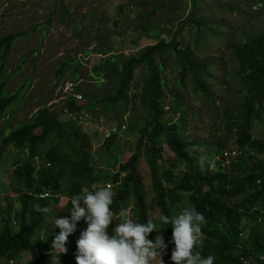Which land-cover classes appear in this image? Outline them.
I'll use <instances>...</instances> for the list:
<instances>
[{
  "label": "trees",
  "instance_id": "obj_1",
  "mask_svg": "<svg viewBox=\"0 0 264 264\" xmlns=\"http://www.w3.org/2000/svg\"><path fill=\"white\" fill-rule=\"evenodd\" d=\"M196 14L192 11L187 19L196 26L197 44L203 31L223 37L213 26L204 23L206 21L196 18ZM142 18L141 29L154 32V28L149 26L158 21L150 19V14H144ZM36 29L38 27L0 36L3 59L15 41ZM165 30L171 34L169 41L165 37L159 38L162 32L157 28L155 36L147 35V39L155 40L156 43L138 51L137 55L121 53L117 59L114 56L101 58L94 66L91 77L96 87L109 84L105 92L96 95L73 86L70 99L65 102V109L71 113L78 112L79 117L89 115L92 111L101 117L107 113L108 108L115 111L133 100L138 101L134 112L137 114L141 109L144 111L141 116L130 117L132 124L128 132L138 133L140 137L135 152L121 165V171L125 173L120 171L109 174L113 175L115 183L116 195L110 206L114 214L118 215L122 207L132 205L137 222L146 223L147 216H153L154 211L159 210V215H176L182 209V202L188 200L187 205L194 206L206 218L202 227L203 247L194 251H200L203 257L214 256V264H264V142L254 136V125L264 113V26L255 32H245V35H241V42L235 41L236 44L233 42L229 46L238 63L234 76L239 80L237 83L241 85L240 90L244 96L233 114L229 111L231 105L226 108L222 122L230 131L234 130L230 133L235 137L236 149H241L242 153L232 159L230 166H225L219 159L213 170L209 169V163L201 170L198 163L201 159L197 147L199 143L186 135L182 121L173 120L172 112H166L163 105L166 95L164 82L167 77L165 51H170L179 63L180 83L183 84L185 77L189 76L195 90L208 97H211V93L204 83V76L209 74V66L212 64L196 57L197 44L190 48L191 52L182 47L180 30L167 27ZM235 36H232L233 39ZM110 44L103 46L102 54L111 52L113 48ZM76 61V55L65 59L56 67L57 75L62 77ZM25 62H20L19 69ZM138 67L143 68L144 76L141 82L135 84V70ZM5 68L3 61L0 74ZM224 78L230 82L229 76L224 75ZM4 85L5 82L0 83V118L5 117L14 107L13 101L16 98L5 94ZM130 91L133 96H130ZM74 94L86 97L89 103L78 106L77 101L72 99ZM171 98L178 103L182 96L177 93L172 94ZM65 121L55 110L51 111L44 106L9 132L8 120L0 129V160L10 147L18 151V157L13 160L16 187L14 193L5 195L7 204L1 211L4 227L0 231V259L4 257L7 261L22 264L24 259L20 256L27 252L30 259L23 264H55L54 259L58 254L52 250V241L54 235L60 232L55 219L70 217L71 199L83 195L84 188L90 191L91 184L102 178L93 176L92 167L81 166L86 158L80 157L87 155L86 147L89 146L87 134L80 127L68 133L64 129ZM123 121L119 120V123ZM49 137L52 141L58 139L59 143L45 148V141ZM110 137L103 144L109 156L116 148L118 138L117 134ZM164 143L175 155L173 164L176 162L181 166L178 173L174 174V165L160 166ZM144 144L149 148L143 150ZM157 144L160 147L156 148ZM220 144V148L212 145V156L221 153L224 159L223 140ZM141 152L144 156H141ZM38 157L42 158L43 165L40 167L34 164ZM143 158L149 166L151 181L141 174ZM165 178L168 184L173 183L174 186L164 185ZM185 191L189 192L188 197ZM44 193L48 194L47 198L41 199L40 195ZM238 196L241 198L238 199ZM16 202L18 207L15 206ZM44 207H48L47 213L42 210ZM75 231L79 234L73 232L69 235L67 253L59 254L61 264H77V241L83 232L79 222ZM172 232V225L169 224L159 232L154 230L149 234V239L153 241L157 235H162L167 244L162 255L166 260H171L175 247L171 242ZM242 258L247 262H242ZM7 261L4 264H9Z\"/></svg>",
  "mask_w": 264,
  "mask_h": 264
},
{
  "label": "rangeland",
  "instance_id": "obj_2",
  "mask_svg": "<svg viewBox=\"0 0 264 264\" xmlns=\"http://www.w3.org/2000/svg\"><path fill=\"white\" fill-rule=\"evenodd\" d=\"M192 11L197 12L196 18L206 21L203 22L213 26L216 32L223 34V37L214 36L210 31H203L202 38L197 44L196 26L187 19ZM144 14H150V19L158 21L149 27L155 31L158 28L162 32L159 38L165 37L166 41L170 40L171 34L165 30L166 27L180 30L179 40L182 47L191 52L190 48L197 44L196 57L211 62L209 74L204 76V83L211 93V97H208L207 94L195 90L194 82L189 76L185 77L183 84L180 83L179 63L170 51H165L167 77L164 82L166 95L163 105L166 112H172L173 120L182 121L186 135L199 143L198 153L204 157V166L209 163V169L213 170L219 159L225 166H230L232 159L238 157L242 151H233L236 150L235 137L230 132L234 130L230 131L223 124V113L231 105L229 111L233 114L241 105L244 95L240 90L241 85L237 83L239 80L234 76L238 70V63L229 46L241 42V35H245V32H255L264 26V0H0V36L38 27L29 35L15 41L5 59L0 51V66L3 61L6 64V68L0 74L1 81L5 82L3 90L6 95L16 96L13 101L14 107L5 117L0 118V129L8 120L9 132L12 127L30 118L44 106L51 111L55 110L62 120H66L64 129L68 133L80 127L87 134L89 142V146L86 147L87 155L80 157L86 158L81 166L92 167L93 176H102L101 180L91 184L90 191L93 190V185L97 188L111 185L115 191L113 175L109 174L120 172L121 165L135 152L140 135L128 132L132 124L130 117L141 116L144 111L141 109L136 114L134 110L138 107V101L130 100L128 104L115 111L108 108L107 113L101 117L93 111L89 115L79 117L78 112L71 113L65 109V102L69 101L73 86L96 95L105 92L109 84L96 87L91 77L94 66L101 58L114 56L117 59L121 53L127 56L137 55L138 51L156 43L155 40L147 39V35L155 36V31L141 29ZM234 34L237 40L233 39ZM109 42L113 49L104 55L101 49ZM74 55L78 61L71 64L64 75L59 77L55 71L56 67ZM22 60L26 62L19 69ZM224 75L230 77L229 83ZM143 76V68L138 67L135 70V84L141 82ZM177 93L182 96L178 103L171 98L172 94ZM129 94L133 96L132 91ZM74 95L72 99L77 101L78 106L89 103L86 97L78 96L77 99ZM119 120L124 121L119 123ZM122 124H125L127 129L117 134L116 148L109 156L103 147L105 136H109L105 131ZM254 131L256 133L254 136L259 138L257 140L264 142V113L260 121L255 123ZM52 140L49 137L45 141V148H51L59 143L58 139ZM221 140L225 144L222 149L224 159L221 153L212 156V145L220 148ZM145 147L149 148L144 144L143 150ZM158 147L160 146L157 144L156 148ZM162 150L163 160L160 166L174 165V174L178 173L181 166L176 162L173 164L175 155L167 143L162 145ZM141 156H144L143 152ZM17 157L18 151L10 147L0 160V231L4 227L1 211L7 204L4 197L14 193L16 187L13 160ZM34 164L37 167L42 166V158L38 157ZM140 167L141 174L146 180L151 181L150 169L144 158ZM163 184H168L166 178ZM168 185L174 186L173 183ZM185 194L189 196V192L185 191ZM239 198L241 196H238ZM187 203L188 200L182 203L181 211L189 208L185 207ZM15 206L18 207L17 202ZM120 212L118 215L115 214V218L122 222L124 218L120 216ZM159 212L154 211L153 216L159 217ZM130 218L133 221L136 218L133 210ZM13 225L17 229V224ZM79 225L83 231L86 229L85 226H88L84 220L79 221ZM114 227L110 225V233ZM74 232L76 235L79 234ZM55 252L59 257L60 253ZM23 256L25 261L30 259L27 252ZM58 257L54 259L55 264H58V261L59 264L62 262ZM162 259L164 264H174L172 260L163 257ZM6 261L3 257L0 264ZM159 261L160 258L157 257L153 264ZM7 263L15 264L9 260Z\"/></svg>",
  "mask_w": 264,
  "mask_h": 264
},
{
  "label": "clouds",
  "instance_id": "obj_3",
  "mask_svg": "<svg viewBox=\"0 0 264 264\" xmlns=\"http://www.w3.org/2000/svg\"><path fill=\"white\" fill-rule=\"evenodd\" d=\"M109 138L105 136L104 139L106 141ZM233 151L242 150L238 148ZM198 163L203 170L204 157ZM92 188V191L84 189L83 195L71 199L70 217L55 219L60 232L52 241V250L60 254L67 253L69 235L76 230L77 223L84 220L88 226L77 241V264H153L157 257L160 258L159 264H164L162 255L167 244L162 235H157L153 241L149 239V234L154 230L159 232L165 225L171 224V242L175 245L171 260L174 264H214V256L203 257L200 251H194L203 247L202 227L206 223L205 216L194 206L186 205L189 208L183 209L178 215H148L146 223H138L136 218L134 221L130 218L132 210L136 217V211L129 205L122 207L120 216L124 219L121 222L110 208L116 195L112 186L97 188L93 185ZM47 195L44 193L40 198L45 199ZM42 210L45 213L49 211L48 207ZM110 225L115 226L112 234L109 232ZM24 253L20 256L24 259L22 264L28 262L25 261ZM242 262L246 263L247 260L242 258Z\"/></svg>",
  "mask_w": 264,
  "mask_h": 264
},
{
  "label": "bare ground",
  "instance_id": "obj_4",
  "mask_svg": "<svg viewBox=\"0 0 264 264\" xmlns=\"http://www.w3.org/2000/svg\"><path fill=\"white\" fill-rule=\"evenodd\" d=\"M74 97H78V95L76 94V95H74ZM75 98V99H76ZM127 129V127H126V125L125 124H122L121 126H117L116 128H114V129H109V130H106L105 131V134H107V135H109V137L110 136H112L113 134H121L123 131H125ZM10 262H12V261H10Z\"/></svg>",
  "mask_w": 264,
  "mask_h": 264
},
{
  "label": "built area",
  "instance_id": "obj_5",
  "mask_svg": "<svg viewBox=\"0 0 264 264\" xmlns=\"http://www.w3.org/2000/svg\"><path fill=\"white\" fill-rule=\"evenodd\" d=\"M79 97H80V96H79ZM79 97H78V98H79ZM107 137H108V136H107Z\"/></svg>",
  "mask_w": 264,
  "mask_h": 264
}]
</instances>
